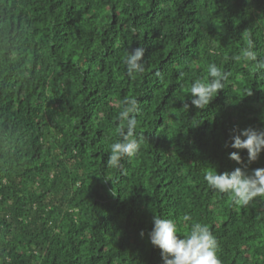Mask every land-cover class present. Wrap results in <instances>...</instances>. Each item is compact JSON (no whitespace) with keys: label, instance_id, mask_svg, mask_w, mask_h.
<instances>
[{"label":"trees","instance_id":"16d2710c","mask_svg":"<svg viewBox=\"0 0 264 264\" xmlns=\"http://www.w3.org/2000/svg\"><path fill=\"white\" fill-rule=\"evenodd\" d=\"M249 45L264 55V0H0V264H163L155 214L181 233L207 223L222 264H264V199L237 206L203 179L241 167L233 151L247 163L226 144L264 128ZM210 63L231 76L200 110L190 87ZM126 96L144 141L114 169Z\"/></svg>","mask_w":264,"mask_h":264},{"label":"clouds","instance_id":"9594fccd","mask_svg":"<svg viewBox=\"0 0 264 264\" xmlns=\"http://www.w3.org/2000/svg\"><path fill=\"white\" fill-rule=\"evenodd\" d=\"M145 53L146 48L138 45L124 56L123 62L130 78L135 79L145 72ZM242 55L245 60L256 65L258 76L264 73V55H259L251 45L242 51ZM230 76L229 71L216 63H210L207 67V77L197 78L191 84V105L200 110L207 108L220 90L225 89ZM247 95H252V89ZM185 106L189 107L187 103ZM139 110V101L135 96H126L121 101L118 112L120 123L117 128L119 139L109 145V168L119 169L124 158H132L140 151L144 134H138L136 131V114ZM226 147L247 150V163L240 151H233L230 153V159L242 166L222 173L217 170L207 171L203 177L204 181L211 189L221 194H231L232 201L237 206H247L256 198L264 199V167L248 170V165L257 161L264 152V128L240 129L231 137V142L226 144ZM190 219L185 217V220ZM143 235L142 231L141 236ZM148 236L151 244L161 250L163 264H222L218 256V240L207 223L193 222L187 233H181L173 219L155 214Z\"/></svg>","mask_w":264,"mask_h":264}]
</instances>
